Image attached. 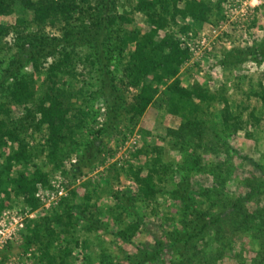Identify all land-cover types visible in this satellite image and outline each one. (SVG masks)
I'll return each instance as SVG.
<instances>
[{
  "label": "rangeland",
  "instance_id": "rangeland-1",
  "mask_svg": "<svg viewBox=\"0 0 264 264\" xmlns=\"http://www.w3.org/2000/svg\"><path fill=\"white\" fill-rule=\"evenodd\" d=\"M136 1L88 0L67 24L37 23L18 5L0 16V102L12 80L33 75L40 83L66 54L77 74L64 84H73L72 93L79 88L89 115L56 165L32 157L45 183L35 187V209L17 200L1 211L0 264H44L37 243L23 237L36 225L40 240L54 232L55 264H248L255 255L252 217L264 209V107L256 97L264 89V0H209L211 12L198 27L160 31L176 34L188 52L178 86L211 98L191 95L200 109L185 104L168 113L161 88L139 117L127 112L138 90L125 84L113 51L132 25L146 30ZM253 111L260 117L245 124ZM27 128L18 134L26 148L41 146L45 133ZM155 156L164 177L144 199L128 170L145 176ZM143 250L155 256L144 260Z\"/></svg>",
  "mask_w": 264,
  "mask_h": 264
},
{
  "label": "trees",
  "instance_id": "trees-1",
  "mask_svg": "<svg viewBox=\"0 0 264 264\" xmlns=\"http://www.w3.org/2000/svg\"><path fill=\"white\" fill-rule=\"evenodd\" d=\"M87 1L0 0V16L11 14L14 5H18L29 10L37 23L59 21L67 24L78 7L83 5L88 7ZM208 5L209 0H185L182 6L175 4L174 0H137L133 5V10L142 14L147 26L146 30L142 31L132 25L133 28L128 33H121L113 49L123 61L120 68L126 78L125 84L138 90L131 104L128 105L129 114L139 117L161 88L164 89H161V94L165 96L168 113L183 110L185 104L192 106L191 111L200 109L190 99L191 95L198 102L211 98L198 87L188 91L178 86L176 74L180 65L187 59V49L181 46L176 34L172 32L159 34L168 24L177 26L180 34L198 27L206 21V15L211 12ZM177 19L181 21L187 19L189 23H178ZM2 31L4 27L0 25V36ZM46 72V78L40 83L33 80V75H30L12 80L9 86L4 88L5 101L0 102V213L6 205H11L17 200H21L30 210L36 208V200L33 197L35 187L37 184H44L45 180L42 167H39L42 163H33L32 157L37 156V153L41 155L38 161L46 157L56 165L59 160L58 152L65 141H70L72 136L78 133L89 116L87 107L82 103L79 88L76 89L77 93H72L69 87L73 84L70 86L64 84L66 79L74 81L77 74L73 64L69 62L68 55L64 54L61 59L50 64ZM256 97L264 107L263 88ZM10 106L18 112L12 114ZM223 114L228 115L227 107L224 108ZM12 116H17L16 128L10 126L12 123L9 121L13 120ZM259 117L260 112L248 113L245 124L254 125ZM232 127L235 130L239 129L235 123ZM25 128L31 129L36 134L45 133L41 136V146L38 144L30 149L26 148L18 136ZM44 149L46 153L43 152ZM30 150L33 153H30ZM147 164L150 168L145 176L141 175L143 170L141 168L132 170L130 167L128 170L138 193L144 199L154 196L155 188L164 177L158 156ZM252 219V234L258 244L255 255L248 264H264V209L256 210ZM130 225L134 227L133 224ZM41 231V226L36 225L26 236H23L24 240L25 242L33 240L37 243L40 261L44 264H55L53 256L49 253L54 232L45 231L43 239L40 240ZM121 235L127 239L129 234L123 231ZM141 255L146 260L154 257L155 253L148 254L143 250ZM59 262L61 263L62 259Z\"/></svg>",
  "mask_w": 264,
  "mask_h": 264
}]
</instances>
